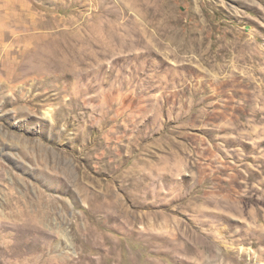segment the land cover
Listing matches in <instances>:
<instances>
[{
    "label": "rangeland",
    "instance_id": "obj_1",
    "mask_svg": "<svg viewBox=\"0 0 264 264\" xmlns=\"http://www.w3.org/2000/svg\"><path fill=\"white\" fill-rule=\"evenodd\" d=\"M0 264H264V0H0Z\"/></svg>",
    "mask_w": 264,
    "mask_h": 264
},
{
    "label": "bare ground",
    "instance_id": "obj_2",
    "mask_svg": "<svg viewBox=\"0 0 264 264\" xmlns=\"http://www.w3.org/2000/svg\"><path fill=\"white\" fill-rule=\"evenodd\" d=\"M203 211H204L203 213H207L206 210H205V208H203ZM77 261H78V260H77ZM77 263H78V262H77Z\"/></svg>",
    "mask_w": 264,
    "mask_h": 264
}]
</instances>
